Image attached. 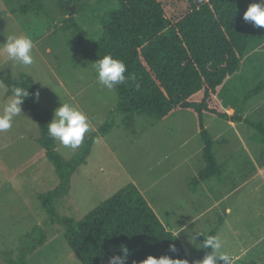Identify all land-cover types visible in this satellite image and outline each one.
Returning a JSON list of instances; mask_svg holds the SVG:
<instances>
[{
  "label": "rangeland",
  "instance_id": "obj_1",
  "mask_svg": "<svg viewBox=\"0 0 264 264\" xmlns=\"http://www.w3.org/2000/svg\"><path fill=\"white\" fill-rule=\"evenodd\" d=\"M30 0H0V43L11 34H26L34 41L35 63L19 74H30L37 84L40 105L51 110L61 101L79 106L91 119L93 130L103 126L118 103V93L100 87L91 63L80 47V37L67 29L71 15L88 31L84 47L102 34L101 18L118 0H76L72 12L62 9L59 0H44L54 24L47 17L13 14ZM264 48L251 47L245 62L228 80L237 96L244 98L264 80ZM0 72L10 73L5 68ZM260 73V74H258ZM259 75V76H258ZM11 95L0 86V107ZM22 114L13 127L0 133V264H11L6 252L17 256L22 235L35 225L48 230L45 243L27 257L28 264H78L65 239V225L53 222L42 208L38 195L54 189L59 178L53 164L38 143L40 128L36 116L22 103ZM247 116L264 118V91L247 103ZM206 125L216 144L215 153L223 169V181L216 177L203 182L197 192L192 178L205 166L203 141L197 118L190 110L154 120L139 114L116 115L111 132L96 140L88 162L79 166L71 180L70 192L56 208L61 216L77 220L120 189L134 183L184 243L191 258L201 249L188 241V233H208L227 211L218 235L232 257L264 264V153L262 144L252 139L254 129L245 122H229L205 115ZM85 138V140H86ZM84 140V142H85ZM75 150L57 143L66 159ZM258 241L256 244L255 242ZM202 242V238H198ZM245 251V252H244ZM235 261V260H234ZM234 264H239L234 262Z\"/></svg>",
  "mask_w": 264,
  "mask_h": 264
},
{
  "label": "trees",
  "instance_id": "obj_2",
  "mask_svg": "<svg viewBox=\"0 0 264 264\" xmlns=\"http://www.w3.org/2000/svg\"><path fill=\"white\" fill-rule=\"evenodd\" d=\"M118 2L117 7L103 14L102 34L89 47H84L88 31L75 16H69L62 25L76 30L80 47L89 60L95 62L110 54L127 66L126 82L115 88L118 93L116 108L111 111L107 122L86 138L74 157L66 159L47 134V124L53 115L50 109L41 107L40 99L34 102L33 95L37 93L35 79L21 72L20 79L15 80L10 73L0 72V81L8 86L9 91L11 85L17 84L28 88L31 94L23 104L36 116L40 128L38 143L59 178L54 189L40 193L38 198L51 224L65 225V239L78 264H108L110 256L120 254L121 245L129 249L128 264H140L149 255L157 258L169 255L193 264L203 259L208 250L201 249L196 257L191 258L180 238H174L173 228L161 221L134 183L117 191L80 220L61 216L56 204L70 192L72 176L79 166L88 162L96 140L114 128L117 113L125 116L144 114L154 120L168 118L182 110L195 114L205 161L204 168L192 178L195 192L211 178L223 181V169L214 150L216 141L206 125V114L229 122H245L254 129L251 137L262 144L264 153V118L247 116V103L264 91V80L247 91L243 99L227 84L245 62L251 47L264 48V28L253 27L243 20L247 7L257 0ZM59 3L70 13L71 6L77 7L76 0H59ZM10 11L13 14L45 15L48 22L54 24L44 0L10 6ZM263 70L259 68L260 73ZM226 217L227 211L205 235H217ZM47 237L48 230L35 225L22 235L17 256L12 257L10 252L5 254L11 264H28L27 257L42 246ZM170 244H175L176 253L169 252ZM234 262L256 264L242 259Z\"/></svg>",
  "mask_w": 264,
  "mask_h": 264
},
{
  "label": "clouds",
  "instance_id": "obj_3",
  "mask_svg": "<svg viewBox=\"0 0 264 264\" xmlns=\"http://www.w3.org/2000/svg\"><path fill=\"white\" fill-rule=\"evenodd\" d=\"M243 20L253 27L264 28V0L251 3L243 14ZM34 47V41L26 34L8 35L6 40L0 43V70L10 69V77L19 80L18 69H27L35 63ZM91 65L96 74L97 84L104 89L112 91L117 85L126 82L125 62L113 58L110 54L97 59ZM2 85L3 82L0 81V86ZM10 92L11 95L0 107V133H5L13 127L15 118L22 114V103L31 95L28 88L17 84L11 85ZM33 100L39 101L38 92L33 95ZM93 127L90 117L79 106L70 101H61L47 124V134L59 145L75 150L84 142ZM169 231L171 232L172 229L170 228ZM182 231L186 229L177 230L174 238ZM199 237H203L202 242H198ZM188 241L198 249L208 250L203 259L194 261L193 264H220V262L234 264V258L225 250V241L220 235H205L203 232L192 230L188 233ZM169 252H177L175 244H170ZM129 255V249L121 245L120 254L110 256L108 264H128ZM140 264H189V261L173 259L169 255L158 258L149 255Z\"/></svg>",
  "mask_w": 264,
  "mask_h": 264
},
{
  "label": "crops",
  "instance_id": "obj_4",
  "mask_svg": "<svg viewBox=\"0 0 264 264\" xmlns=\"http://www.w3.org/2000/svg\"><path fill=\"white\" fill-rule=\"evenodd\" d=\"M258 241H256L255 242V244L257 243ZM245 252V251H244ZM239 256L237 255V256H235V257H233L234 258V260H236V258H238Z\"/></svg>",
  "mask_w": 264,
  "mask_h": 264
}]
</instances>
